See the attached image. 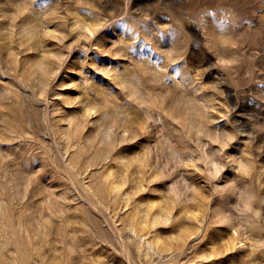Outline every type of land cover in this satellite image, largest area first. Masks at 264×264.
<instances>
[{"label": "rangeland", "instance_id": "374dc122", "mask_svg": "<svg viewBox=\"0 0 264 264\" xmlns=\"http://www.w3.org/2000/svg\"><path fill=\"white\" fill-rule=\"evenodd\" d=\"M0 264H264V0H0Z\"/></svg>", "mask_w": 264, "mask_h": 264}]
</instances>
